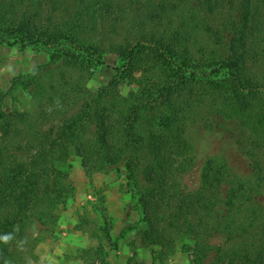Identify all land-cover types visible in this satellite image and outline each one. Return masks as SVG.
<instances>
[{"label":"trees","instance_id":"1","mask_svg":"<svg viewBox=\"0 0 264 264\" xmlns=\"http://www.w3.org/2000/svg\"><path fill=\"white\" fill-rule=\"evenodd\" d=\"M262 2L0 0V44L49 47L38 68L61 79L32 82L30 112H5L0 92V264H31L34 230L72 191L71 152L86 173L124 168L146 244L168 254L187 239L192 264H264L257 188L209 159L196 187L182 181L194 164L189 127L220 118L239 124L264 184ZM74 52L100 63L117 53L136 89L121 93L116 78L89 89Z\"/></svg>","mask_w":264,"mask_h":264},{"label":"rangeland","instance_id":"2","mask_svg":"<svg viewBox=\"0 0 264 264\" xmlns=\"http://www.w3.org/2000/svg\"><path fill=\"white\" fill-rule=\"evenodd\" d=\"M256 4L259 9L264 8L263 2ZM50 51L42 44L23 48L0 44V92L4 95L5 112L35 109L32 82L39 81L43 88L48 81L60 84L56 71L42 73L38 68L47 62ZM71 59L87 66L83 81L91 90L113 78L119 81V91L123 94L137 87L134 80L117 70L122 60L115 52L105 53L103 63L75 52ZM203 120L192 124L187 131L194 164L183 176L184 185L191 189L199 184L201 168L209 159L223 163L228 178L233 176L256 187V200L264 206V184H257L250 159L243 152L237 121L213 118L204 123ZM66 169L72 191L48 212L40 230H34L40 240L31 250V264H192V256L185 248L190 244L187 239L176 243L168 254L160 246L142 240L145 222L130 198L123 167L118 171L86 173L79 158L71 152ZM213 243L221 244L222 239H213Z\"/></svg>","mask_w":264,"mask_h":264}]
</instances>
